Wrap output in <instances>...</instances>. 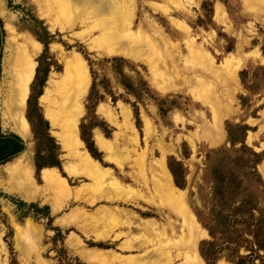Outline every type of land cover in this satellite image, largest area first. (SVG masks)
I'll use <instances>...</instances> for the list:
<instances>
[{"label": "rangeland", "instance_id": "rangeland-1", "mask_svg": "<svg viewBox=\"0 0 264 264\" xmlns=\"http://www.w3.org/2000/svg\"><path fill=\"white\" fill-rule=\"evenodd\" d=\"M133 1L136 5L134 12L126 13L132 26L128 29L120 27L107 33L87 19L90 12L96 13L92 11L95 7L86 3L78 6L76 2H66L64 5L62 0L60 3L57 0H0L3 29L0 82L3 55L6 52L7 39L11 35L5 27L6 22L14 29L13 44H26L22 34L30 36L39 44V49L34 53V71L38 58L40 69L47 66L48 70L41 87V95L35 99V103L44 119V108L39 98L45 94L46 89L51 92L47 99L56 101L60 99L63 91L72 89L70 93L74 97L80 91V80L73 78L79 64L76 56H79L85 61L89 80L82 97L83 110L77 121L78 135L79 125L82 124L84 136L91 137L97 151V158L90 156L101 167L110 169L119 182L135 190L132 192L109 185L110 178H90L79 164L74 163L71 156H64L65 152L54 137V133L60 132L61 127L66 125L64 116L59 118V127H52L48 121L49 134L58 146L59 164L47 168H56L59 175L66 179L69 186L67 194L65 189L45 187L41 170H36L33 164L32 134L29 130L27 140L19 135L23 141V149L0 164V193L6 195L0 194V264L88 263L81 259L84 248H99L110 253L105 262L89 264H186L185 252L177 257V252L187 244L185 237L168 241L155 239L153 243L145 241L134 226L127 229L125 225H120L122 218L119 211L128 213L130 216L126 214V217L133 223L138 222L137 218H152L157 223L164 224L169 216L173 218L159 204L156 196L151 202L145 199L143 196L148 191L135 180V174L143 171L147 172V177L152 181H159L165 175V168L168 171L167 157H173L182 167V177L179 179L182 187L176 186L172 177L171 181L174 187L185 192L187 206L199 226L195 239L197 250L199 241L209 238L202 224L208 221L209 208L213 203L211 168L220 162V150L229 155L239 150L238 142L233 145L229 143L224 129L225 122L247 125L243 142L259 154L256 170L264 184V53L260 48L264 45V0H224V3L222 0ZM151 3H156L157 6L153 8ZM32 16L39 23H35ZM96 16L92 18L100 20L103 17ZM170 19L186 26L194 41L191 47L183 42L181 29L173 26ZM152 21L158 25L162 37L155 35L151 28ZM42 29L50 34L45 51L35 38V35L43 36ZM108 34L119 38L123 47L108 44ZM143 34L152 38L154 46L134 44L144 42ZM106 42L108 46L105 45ZM111 57L124 59L121 69L130 81L136 82L138 76L142 77L153 91L170 102L165 115L160 116L151 100L143 99L136 102L139 122L135 121L131 107L134 99L125 93L111 70ZM67 61L71 66L69 72L65 68ZM242 69L247 70L244 84L238 76ZM92 77L94 87L91 89L90 99L87 100ZM49 81H52L50 86ZM28 95L29 89L27 97ZM94 95L99 98L95 99ZM25 107L26 102L23 115ZM92 123L96 125L91 127ZM11 124V119L9 121L3 118L0 103V129L14 132ZM131 125L132 131L128 129ZM95 129L110 142V149L101 150L95 145ZM104 131L107 136L103 134ZM231 135L237 138L238 130L232 128ZM82 146L85 148L84 144ZM22 155L28 160L23 161ZM110 158L119 161L122 166L119 168ZM65 163L69 165L68 173L64 171ZM22 164H28L24 165L27 170L23 169ZM161 165L165 168L161 169ZM29 172L35 188L41 191L38 192L40 195L37 194V199H25L19 192L24 185L20 182L24 181V174ZM248 189L264 203V193L259 184L249 183ZM147 190L150 195L157 193L152 183ZM8 195L25 203L47 205L51 220H48L44 212H35L33 208L26 209L21 206L17 209ZM200 228H203L206 235ZM128 231L133 232V236L124 234ZM137 245L143 248H137ZM219 254L217 264H231L224 259L223 252ZM165 255L173 260H168ZM195 262L198 264L199 260L192 263L189 261L187 264H196ZM202 262L205 264L203 260Z\"/></svg>", "mask_w": 264, "mask_h": 264}, {"label": "bare ground", "instance_id": "bare-ground-1", "mask_svg": "<svg viewBox=\"0 0 264 264\" xmlns=\"http://www.w3.org/2000/svg\"><path fill=\"white\" fill-rule=\"evenodd\" d=\"M57 1H59V3H60V0H57ZM66 2H76V4L78 6L79 5L83 6L86 4L94 6L95 8L92 11H95L96 14H94L93 12H90V13L88 12L89 14L87 16V19L92 20L95 27H102L103 28L102 30H104L105 32H107V31L111 32V30L119 29L120 27H121V29H123V28L128 29L129 26L131 25V22H129L127 20L129 18H126V16H127L126 13L127 12L133 13L134 12V6H136V5H134L133 0H117V1L116 0H62L61 3H63L65 5ZM108 4H110L111 7ZM151 5H152L151 7H153V8H155L157 6L156 3H151ZM58 6H59V4H58ZM76 8H78V7H76ZM82 8H84V7H82ZM81 11H82V9H81ZM82 12L84 13V10ZM94 15H97V16L103 15V17H100L101 19L99 20L98 18H96V19L92 18V17H94ZM85 17H86V15H85ZM97 19H98V21H97ZM169 22L173 26H177L178 29H181L182 36H183L182 39H183V42L185 44L190 46L191 43L194 42L192 40V37L189 36V33H188L189 31L185 25L181 24L180 22L178 23L177 21L172 20V19H170ZM151 25H152L151 28L154 29L155 35L162 37L161 31H160L158 25L153 21H152ZM146 26H147V24H146ZM5 27L11 33V35H10V37L8 36L9 38L7 39V44H6L7 48L5 47L6 52H5V55H3L4 58L2 61V79L0 82V103L2 105V115H3L4 119H8L9 121L11 119V122H12L11 127H12V130L14 131V133L16 132L22 138L27 140L30 132H29L28 123H27V121L23 115V108H24L25 101H26L27 94H28L29 82L32 78L33 71H34V66H35V61H34L35 54L34 53L36 52V50L39 49V44H37L36 41L33 38H31L30 36L22 34L21 37L23 38V41L26 44L22 43V44H16L15 45V43L13 44V42H12L13 40H15L14 39L15 36L13 34L14 29H13L12 25H10L9 22H6ZM99 31H100V29H99ZM109 32H107V33H109ZM118 34H120V33H118ZM112 35H114V34H112ZM143 36H144V39H143L144 42H142V41L141 42H135L134 44H141V45L142 44L143 45L144 44H153V46H154L155 43L150 36H147L145 34H143ZM106 37H107L108 44H113L112 46L118 45L119 47H123L122 41H120V39L117 38L116 36L111 37V35L108 34V35H106ZM137 38H138V36H137ZM105 45H107V42ZM28 46L31 47V50H29ZM118 46H117V48H119ZM124 47H126V46H124ZM139 51H141V50L139 49ZM132 53H134V51ZM76 60L79 64L76 67L77 70L75 71V76H73V78L77 79V81L80 80V82H81V87L79 89L80 91L78 90L79 92L77 93V95L75 94L76 97H74L72 95V93H70V91L72 89L70 91H68V90L63 91L60 93V99L57 98L58 100L56 101V99H52V100L51 99L49 100V98L47 99V96L51 92L49 89H46V91L44 90L45 94L39 98V102L44 108L45 119L47 121H49V123L52 127H59L60 126L59 125L60 116L65 117V124L66 125L64 127H61L60 132L54 133L55 134L54 137L56 138L58 143L61 145L62 151L65 152L64 156H68V155L71 156L75 160L74 163L76 162V164H79V167H81L83 169V171L88 175V177L93 178V179H100V178L108 179V178H110L111 181L109 182V185L110 184L115 185V186H118L124 190L127 189L128 191L135 192V190L131 186H129L127 184L123 185V183L119 182L116 178H114L110 172V169L101 167L99 165V163L96 160H94L89 155L87 150L82 146L83 143L80 140V138L78 136V132H77V121H78V118L81 115L82 110H83L81 107V102H82V97H83V95L87 89L89 75H88L86 64L84 63L85 61L83 62L79 56H76ZM168 60H170V59H168ZM173 62L170 64H173ZM165 64H164V66H165ZM151 66H152V64H151ZM151 66H149V67L151 68ZM70 67H71L70 63L67 61V65L65 68L68 72L70 71ZM154 71H155V68H154ZM157 71H159V70H157ZM160 75H161V73H160ZM71 81H69L70 85H73V83L71 84ZM49 82H50L49 86L52 85L51 84L52 81H49ZM61 90H63V88H61ZM74 98H76L77 100ZM75 100H76V102H75ZM74 102H75V104H74ZM104 114H105V112H104ZM132 128H133L132 125H131V128L128 127V129L131 131H132ZM93 140L95 142V145L99 149L108 150V148L110 146V142L96 129L93 131ZM126 140H127V138H126ZM130 141H132V140H130ZM127 142H129V141L127 140ZM27 144H29V142ZM22 156L24 157L23 161H25L27 159V157L24 155H22ZM68 158H70V157H68ZM73 159H72V161H73ZM19 160H20V158H19ZM109 160H113L115 165L118 166L119 168L122 166V164L119 161H116L113 158L112 159L110 158ZM67 163H65L63 165V167H64V171L68 173L70 170H69V165ZM24 165L22 164V166H24ZM27 165L28 164H26L25 166H27ZM25 166L23 169L26 168V170H27V167H25ZM28 167H30V166H28ZM163 167L164 166L161 165L160 168L164 169L165 167L164 168ZM70 168H71V166H70ZM149 170H150V168H149ZM134 171H136V170H134ZM138 171H140V169ZM150 171H152V170H150ZM164 173H165V175L163 177L161 176L162 178L159 181H157L154 178H153L154 180L152 181L149 177H147V172L144 173L143 171L142 172L140 171L139 174H135L137 179H138L137 180L135 178V180L142 185L141 187H144L146 189V191H148L147 194L143 197L145 199H147L149 202H151V199L156 196V198L159 199L158 200L159 204L164 209L166 208L169 211V215H172L173 218H171L169 216V218H167V221L164 224L157 223L156 220H153L152 218H137L138 222L133 223V222H130L128 220V218L126 217L129 215L128 213H125L124 211H119V216L122 218L120 225H122V224L125 225L127 227V229L134 226L136 229H138L140 231L139 235L142 237V239H144L145 241L147 240L148 242L152 241V243L155 239H157V240L164 239V240L168 241V240H177V239L180 240V238L185 237L187 244L185 243L186 245H183V247H181V250L179 252H177V257L178 256L180 257L185 252V259L187 260V263L189 261H190V263H192V261H194V260H196V261L199 260V263L201 262V264H203L202 260L200 259L199 255H198V252L196 250V242H195V239L198 235L197 233H198V227L199 226L196 224L194 215L191 212V210L189 209V207L187 206V203L185 201L186 200L185 199V192L174 187V185L171 181V175L166 170V168H165ZM24 175L25 176L23 177L24 178L23 182H20L22 179L20 180L18 178L20 180L19 181L20 183H24L23 187H22V185L19 186V187H22L19 190L20 194L25 199H31V200L34 198L37 199V196H38L37 194H39L38 192L41 193L40 189L35 188L34 182H32L33 179L31 180L30 172L26 173ZM40 175H41L42 181L44 182L43 184H45V187L46 186L47 187H54V188H58L60 190L65 189V194H67V191L69 190V188H68L69 186L67 184V181H66V179L62 178L59 175L58 170L56 168H43L40 171ZM153 175H155V174H153ZM150 183H152L153 186L157 190V193H155V194L152 193L153 195H150L149 190H147L148 185ZM44 190H45V188H44ZM154 192H155V190H154ZM127 199H129V198H127ZM111 210H108V211L110 213H115V212H113V211H115L114 209H113V211H111ZM120 210H122V209H120ZM126 214H128V215H126ZM117 217H118V215H117ZM116 221H117V219H116ZM200 229L206 235V232L203 230V228H200ZM120 234H123V233L121 232ZM124 234L133 236V232H130V231H128ZM134 236H136V235H134ZM183 242H185V241H183ZM161 244H162V242H161ZM137 248H143V247L137 245ZM109 254L110 253L104 249H99V248H91V249L87 248L86 249V248H84V250L81 252V259L83 258L88 263H96V262L97 263H103L110 256ZM165 257H167V259L170 261L173 260L168 255L167 256L165 255ZM167 259L165 260L166 262L168 261ZM165 261H164V263H165ZM184 261L185 260H183V262Z\"/></svg>", "mask_w": 264, "mask_h": 264}, {"label": "trees", "instance_id": "trees-1", "mask_svg": "<svg viewBox=\"0 0 264 264\" xmlns=\"http://www.w3.org/2000/svg\"><path fill=\"white\" fill-rule=\"evenodd\" d=\"M224 3V0H222ZM35 23L39 20L32 16ZM43 30V36L35 35V38L42 44V50L45 51L50 39V34ZM3 36L2 22L0 20V45ZM264 53V45L260 47ZM38 65L35 67L34 75L29 87V95L26 98L25 119L28 123L29 130L34 140L33 164L36 170L40 171L44 167L57 166L58 154L57 143L48 131V121L44 119L38 111L35 99L41 94L48 67L40 69L39 58ZM111 70L118 79L119 84L125 93L133 97L131 104L132 113L136 122H139L136 102L143 99H149L157 108L160 116L167 112L170 102L160 97L151 89L149 84L142 77L137 78L136 82L129 80L121 69L124 59L121 57H111ZM264 70V69H263ZM93 76L92 70L89 69ZM239 80L244 84L247 77V70L239 71ZM94 87L92 77L87 100L90 99L91 89ZM95 99L99 97L94 95ZM243 101V99H241ZM88 109V106L86 107ZM96 123H92L91 127ZM83 125H79V138L85 145L89 155L97 158V151L91 142L89 135L84 136L82 131ZM238 130V137L233 138L231 129ZM228 141L231 145L239 143V150L233 155L220 150L222 155L211 168L210 177L212 183V205L210 206V217L202 226L207 231L208 239L200 240L197 245V252L205 264H217L220 252L223 257L231 264H264V203H261L256 195L248 189L249 183L259 184L261 191L264 193V184L256 170V164L259 161V154L251 150L243 142L244 133L247 129L245 124H232L225 122ZM107 136V133H103ZM23 149V141L19 135L11 131H2L0 129V164L16 155ZM95 160V159H94ZM167 169L172 177L173 183L182 187L179 179L182 177V167L173 157L168 156L166 159ZM2 194V193H0ZM4 195V194H2ZM6 196V195H4ZM17 209L21 206L33 208V210L44 212L48 220V206H38L35 203H25L14 196H7ZM43 213V214H44ZM240 250H243L242 253ZM70 264V263H69ZM75 264H89L78 261Z\"/></svg>", "mask_w": 264, "mask_h": 264}, {"label": "water", "instance_id": "water-1", "mask_svg": "<svg viewBox=\"0 0 264 264\" xmlns=\"http://www.w3.org/2000/svg\"><path fill=\"white\" fill-rule=\"evenodd\" d=\"M21 138V137H20Z\"/></svg>", "mask_w": 264, "mask_h": 264}]
</instances>
